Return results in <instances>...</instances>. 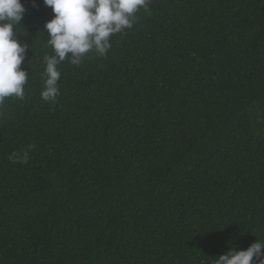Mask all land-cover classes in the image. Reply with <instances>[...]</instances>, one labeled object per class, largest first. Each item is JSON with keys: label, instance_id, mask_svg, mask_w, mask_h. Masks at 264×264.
Masks as SVG:
<instances>
[{"label": "trees", "instance_id": "1", "mask_svg": "<svg viewBox=\"0 0 264 264\" xmlns=\"http://www.w3.org/2000/svg\"><path fill=\"white\" fill-rule=\"evenodd\" d=\"M22 3L0 264H214L264 239V0H149L106 56L59 65L55 103L40 96L54 13Z\"/></svg>", "mask_w": 264, "mask_h": 264}, {"label": "clouds", "instance_id": "2", "mask_svg": "<svg viewBox=\"0 0 264 264\" xmlns=\"http://www.w3.org/2000/svg\"><path fill=\"white\" fill-rule=\"evenodd\" d=\"M149 0H43L54 18L45 24L46 44L53 50L44 57V87L40 93L45 102L55 103L60 93L59 65L66 59L79 64L89 53L106 56L111 37L136 22V13L147 9ZM35 6V0H33ZM22 0H0V104L5 99H22L28 72L21 68L29 45L21 44L18 28L24 19ZM31 147V146H30ZM27 151L12 153L11 162H26ZM214 264H264V239H257L246 249L230 250L215 258Z\"/></svg>", "mask_w": 264, "mask_h": 264}]
</instances>
